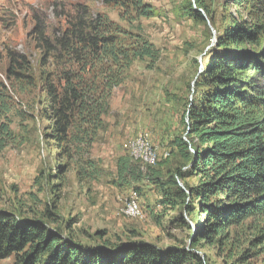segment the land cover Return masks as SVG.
I'll list each match as a JSON object with an SVG mask.
<instances>
[{
  "label": "trees",
  "instance_id": "obj_1",
  "mask_svg": "<svg viewBox=\"0 0 264 264\" xmlns=\"http://www.w3.org/2000/svg\"><path fill=\"white\" fill-rule=\"evenodd\" d=\"M87 1L117 8L125 23H131V16H155L145 0ZM182 2L176 16L209 22L215 36L181 116L183 133L170 143L171 169L164 167L166 176L151 167L143 171L124 154L116 160V180L118 187L133 186L138 196L149 182L160 195L158 205L185 210L197 222L191 250L180 246L161 251L148 243L111 250L81 247L67 240L61 228L47 226L54 212L46 209L31 218L19 204L15 212L0 210V261L203 264L192 249L205 243L217 245L226 264H264V0H216V8L228 5L239 12L238 17L222 18L221 30L203 0ZM60 14L64 21L57 29L47 27L45 17L35 18L30 35L40 54L38 73L28 57L7 52L5 77L20 85L19 93L34 90L48 122L43 137L54 147L55 160L69 163L72 146L78 155L88 152L105 130L112 92L127 80L133 63H155L159 52L141 35L92 14L86 5H65ZM5 111L9 108L1 100L0 121ZM10 137L9 127L0 125V144ZM61 170L59 165L57 173ZM174 224L184 226L183 217L177 215Z\"/></svg>",
  "mask_w": 264,
  "mask_h": 264
},
{
  "label": "rangeland",
  "instance_id": "obj_2",
  "mask_svg": "<svg viewBox=\"0 0 264 264\" xmlns=\"http://www.w3.org/2000/svg\"><path fill=\"white\" fill-rule=\"evenodd\" d=\"M203 1L215 17L218 30L222 28V18L239 16L231 6L216 8V0ZM182 3L145 0L155 16H131V23H125L117 8L100 2L0 0V101L9 108L0 125L5 123L12 134L10 141L0 144V210L15 212L20 204L31 218L46 209L54 212L55 219L47 224L51 230L61 228L67 240L71 238L93 250L102 246L111 250L129 243H148L161 251L180 246L191 250L190 238L197 222L185 210L158 205L161 198L157 188L145 181L138 196L141 214L132 218L125 213L124 204L129 194L136 192L133 186L118 187L116 180V160L124 154L139 163L143 171L151 167L162 175L173 160L170 143L183 133L181 116L193 96V84L215 36L209 22L202 25L176 16ZM77 4L141 35L155 46L159 57L155 63H133L127 80L112 92L105 130L99 132L88 152L78 155L72 146L74 158L68 163L66 158L55 160L54 147L43 137L48 122L42 117L44 105L35 102L34 90L19 93L20 85L16 89L18 85L6 79L5 56L7 52L25 55L37 74L40 54L30 35L35 18L45 17L47 27L57 29L63 26L64 16L60 13L65 5ZM139 137L143 138L142 147L128 152L125 145ZM148 152L154 155V163L145 159ZM59 165L62 170L57 173ZM179 186L182 187L180 182ZM177 215L183 217L184 226L174 224ZM186 225L188 228H184ZM192 251L203 264H226L217 245L200 243ZM13 262L11 257L0 264Z\"/></svg>",
  "mask_w": 264,
  "mask_h": 264
},
{
  "label": "built area",
  "instance_id": "obj_3",
  "mask_svg": "<svg viewBox=\"0 0 264 264\" xmlns=\"http://www.w3.org/2000/svg\"><path fill=\"white\" fill-rule=\"evenodd\" d=\"M143 138L139 137L134 143L132 144H126L125 146L128 148V152L131 150L133 152H136L139 148L142 147ZM145 159L149 161L150 163H154V155H152V152H148L145 155ZM124 204V210L125 213L130 215L132 218H137L141 214V209L139 206V198L138 195L134 192H131L127 199L125 200Z\"/></svg>",
  "mask_w": 264,
  "mask_h": 264
}]
</instances>
